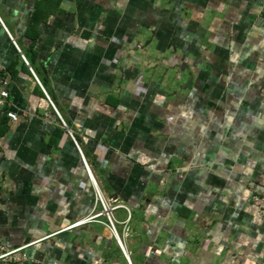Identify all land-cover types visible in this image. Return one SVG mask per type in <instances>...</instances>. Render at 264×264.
Masks as SVG:
<instances>
[{
  "label": "crops",
  "instance_id": "obj_1",
  "mask_svg": "<svg viewBox=\"0 0 264 264\" xmlns=\"http://www.w3.org/2000/svg\"><path fill=\"white\" fill-rule=\"evenodd\" d=\"M0 67V264H264V0H0ZM71 134L129 260L72 228L103 207Z\"/></svg>",
  "mask_w": 264,
  "mask_h": 264
},
{
  "label": "built area",
  "instance_id": "obj_2",
  "mask_svg": "<svg viewBox=\"0 0 264 264\" xmlns=\"http://www.w3.org/2000/svg\"><path fill=\"white\" fill-rule=\"evenodd\" d=\"M11 38V37H10ZM12 40V39H11ZM13 41V40H12ZM13 44L15 45L16 49L19 51L17 45L15 44V42L13 41ZM22 59L25 61L24 57L21 55ZM34 74V73H33ZM5 74L2 70V68L0 67V108L4 107L5 104L7 103V99H8V91H7V81L5 80ZM35 76V74H34ZM35 78L38 80V78L35 76ZM39 81V80H38ZM52 104V102H51ZM52 106L54 107V105L52 104ZM54 110L56 111L57 115L59 116V113L57 112V110L54 107ZM6 116L7 118L11 121V122H17L18 121V115L12 111H6ZM60 117V116H59ZM61 119V118H60ZM62 120V119H61ZM64 126H66L65 122L62 120ZM72 138L75 140L74 136L71 134ZM76 142V140H75ZM77 148L79 149V152L81 154L83 163L87 169V172L89 174V176L91 177V180L93 182V185L96 188V192H97V197L99 198V202L103 207V214H100L98 216H95L93 218L90 219H86L83 222L77 223L76 225H74L72 228L81 226L82 224H86V223H90L95 219H98L102 216H105L106 219L108 220V228L111 230V232L117 237V230H116V225L115 222L113 221V218L111 216V213L113 210H116L117 208H110L101 192L99 191V189L97 188L96 182L92 177L89 165L81 151L80 146L78 145V143L76 142ZM250 208L254 213L255 218L258 221H261L262 223H264V199L260 198V197H256L253 196L250 200ZM28 247H24V248H19V249H9L7 247V245L5 243H0V261H6V262H11V261H23L27 259V255H26V251H27ZM129 264H131L129 262Z\"/></svg>",
  "mask_w": 264,
  "mask_h": 264
},
{
  "label": "clouds",
  "instance_id": "obj_3",
  "mask_svg": "<svg viewBox=\"0 0 264 264\" xmlns=\"http://www.w3.org/2000/svg\"><path fill=\"white\" fill-rule=\"evenodd\" d=\"M55 112H56V111H55ZM101 206H102V205H101ZM107 221H108V220H107ZM81 222H82V221H81ZM78 223H80V222H78ZM108 224H109V223H108ZM108 224H107V225H108ZM82 225H84V224H82ZM82 225H81V226H82ZM73 226H74V225H73ZM73 226H72V227H73ZM116 239H117V241L120 243V247H121V249L124 250V248H123V246H122V244H121V242H120V240H119L118 234H117ZM124 252H125V251H124ZM125 255H126V257L128 258V260H129V257L127 256L126 252H125ZM129 262H130V261H129Z\"/></svg>",
  "mask_w": 264,
  "mask_h": 264
},
{
  "label": "trees",
  "instance_id": "obj_4",
  "mask_svg": "<svg viewBox=\"0 0 264 264\" xmlns=\"http://www.w3.org/2000/svg\"><path fill=\"white\" fill-rule=\"evenodd\" d=\"M35 11H37V12H35ZM34 11V13H33V15H32V18L34 17V18H36L37 17V14H38V9L37 10H35ZM31 27V26H30ZM56 113V112H55ZM61 122H62V120H61ZM62 124H63V122H62ZM64 125V124H63ZM71 136V135H70ZM72 137V136H71ZM79 145V144H78ZM82 158V157H81ZM0 243H4V242H2V240H0Z\"/></svg>",
  "mask_w": 264,
  "mask_h": 264
},
{
  "label": "rangeland",
  "instance_id": "obj_5",
  "mask_svg": "<svg viewBox=\"0 0 264 264\" xmlns=\"http://www.w3.org/2000/svg\"><path fill=\"white\" fill-rule=\"evenodd\" d=\"M260 222H261V221H260ZM76 224H77V223H76ZM76 224H75V225H76ZM110 231H111V230H110ZM113 235H114V234H113ZM114 236H115V235H114ZM115 238H116V236H115ZM118 243H119V242H118ZM119 245H120V243H119ZM123 251H124V250H123Z\"/></svg>",
  "mask_w": 264,
  "mask_h": 264
}]
</instances>
